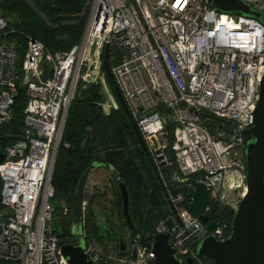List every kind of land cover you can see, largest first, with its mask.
Returning <instances> with one entry per match:
<instances>
[{
  "label": "built area",
  "instance_id": "obj_1",
  "mask_svg": "<svg viewBox=\"0 0 264 264\" xmlns=\"http://www.w3.org/2000/svg\"><path fill=\"white\" fill-rule=\"evenodd\" d=\"M240 1L264 17V0ZM15 33L0 14V128L19 86L27 98L19 138L0 150V261L67 264L54 227L52 172L71 103L80 87L105 80L108 48L118 53L109 71L150 161L159 174L169 172L171 213L153 234H168L182 263L201 264L196 247L209 233L187 208L190 191L197 183L206 188L205 215L211 202L235 213L247 192L244 132L259 101L264 25L219 12L207 0H91L83 35L67 51H50L31 36L21 43ZM170 124L174 168L165 143ZM183 187L187 196L171 193ZM57 208L59 219L70 214L65 202ZM168 218L174 223L170 230ZM218 225L212 235L223 240ZM148 244L137 241L123 254L115 248L102 255L85 243V253L94 264H147L154 259Z\"/></svg>",
  "mask_w": 264,
  "mask_h": 264
},
{
  "label": "trees",
  "instance_id": "obj_2",
  "mask_svg": "<svg viewBox=\"0 0 264 264\" xmlns=\"http://www.w3.org/2000/svg\"><path fill=\"white\" fill-rule=\"evenodd\" d=\"M90 2L91 0H0V14L8 21V30L17 32L14 36L21 43L25 36H31L50 51H67L78 44L83 35ZM11 17L16 23L10 22ZM112 56L117 57L118 53L109 51L107 57L109 68L118 62L117 60L112 62ZM103 70L106 71L104 67ZM106 80L116 96L107 72ZM18 88V95L11 109L12 117L0 128V150L16 141L20 135L27 98L25 89L20 86ZM116 99L119 108L105 114L99 105L102 100L100 89L90 86L87 90L80 91L71 103L52 172L53 203L59 219L57 208L59 203L65 202L70 207L78 181L85 172L89 173L91 168L94 169L93 165L96 163L103 164L106 169L112 167L117 172L120 182L127 187L130 217L140 236L147 237L155 232L158 222L168 215L166 201L168 188L163 185L158 171L144 151L133 121L123 109L118 97ZM172 131L173 125L170 124L167 126V151L173 160L170 151ZM246 138L249 139L248 136ZM196 179L197 175L191 176L189 183L195 184ZM113 181L114 207L118 218L126 225L121 212L117 181L114 178ZM180 191H185L187 196L186 188L173 190L171 193L175 195ZM207 216L210 221L223 227L226 237L229 235L234 216L232 210L211 202ZM67 218H70V214ZM87 220L86 239L89 240L95 236L97 227L90 223L91 219ZM58 224L57 220L54 227L61 246L66 243L64 239L71 236L70 232H60ZM133 236L131 232L130 237ZM0 264L14 263L0 261Z\"/></svg>",
  "mask_w": 264,
  "mask_h": 264
},
{
  "label": "water",
  "instance_id": "obj_3",
  "mask_svg": "<svg viewBox=\"0 0 264 264\" xmlns=\"http://www.w3.org/2000/svg\"><path fill=\"white\" fill-rule=\"evenodd\" d=\"M209 6L219 12L235 13L254 18L264 25V17L246 6L240 0H207ZM108 48L103 55V66L108 73L114 91L127 112L122 97L114 83L107 64ZM250 128L244 134L249 137L245 148V183L247 192L241 199L230 224L229 235L218 240L212 234L219 225L208 219L204 214L209 204V194L201 183H197L190 191L191 201L187 208L189 212L198 217L206 226L209 235L203 238L196 247V255L212 264H264V73L259 86V101L250 121ZM141 145L147 153L146 145L142 142L138 130L133 123ZM3 155L0 153V163ZM95 168H104L103 164H94ZM111 176L117 181V188L121 197V212L128 229L139 245L149 246L151 242L154 259L147 264H194L191 259L182 263L175 256V251L168 242V234H150L140 236L129 214V196L127 187L117 172L108 168ZM88 172L79 179L70 202L71 231L70 242L60 246V252L67 264H94L89 255L85 253V240L83 236L82 202L83 190ZM172 218L165 221L168 230L173 227ZM119 249L123 254L124 244L119 241ZM132 249V259H135V250Z\"/></svg>",
  "mask_w": 264,
  "mask_h": 264
},
{
  "label": "rangeland",
  "instance_id": "obj_4",
  "mask_svg": "<svg viewBox=\"0 0 264 264\" xmlns=\"http://www.w3.org/2000/svg\"><path fill=\"white\" fill-rule=\"evenodd\" d=\"M10 22L16 23V20L11 17ZM90 86H95L100 89V93L102 95V100L99 103L101 106V109L103 113H106L107 110L111 111L114 108L118 109L119 104L117 102V95L115 96L111 88L109 87L107 80H105L97 85H86L85 87H80L77 91V95L80 91H85ZM76 95V96H77ZM119 100V99H118ZM114 107L110 110V108L106 107ZM105 109V110H104ZM12 117V111L9 120ZM8 120V121H9ZM167 147H168V139L165 141ZM173 143V141H172ZM172 145V144H171ZM171 151V147H170ZM172 153V152H171ZM169 160L170 165L172 168L175 167L174 162V154L173 160L171 158L170 153ZM97 164V163H96ZM159 173V172H158ZM159 177L165 185L166 188H171L170 180H169V172L167 169L160 170ZM190 179V177H189ZM114 181L113 177L111 176L110 172L106 168H91L89 170L88 176L86 178L84 192H83V200H84V206H83V231L85 234V243H88L92 245L97 253H101L102 255L114 252L115 248L119 249V241L127 242L129 243L131 231L128 229L126 225H124L123 221H120V219L117 216L115 207H114ZM185 188V187H183ZM180 190L182 188H179ZM178 190V189H175ZM178 193H185L178 192ZM177 193V194H178ZM176 195V194H175ZM229 198L234 200L235 195L230 194ZM168 206V205H167ZM170 208L168 206V214H170ZM89 220L90 223L94 224L97 232L94 237L90 238L89 240L86 239V227L85 222ZM58 229L60 232H70L71 231V219L70 218H61L58 219ZM159 223V222H158ZM158 225V224H157ZM106 236H109L106 238ZM102 237V238H101ZM71 237L64 239V241L70 242ZM60 241V239H59ZM115 253V252H114ZM201 264H210L209 262H202Z\"/></svg>",
  "mask_w": 264,
  "mask_h": 264
},
{
  "label": "flooded vegetation",
  "instance_id": "obj_5",
  "mask_svg": "<svg viewBox=\"0 0 264 264\" xmlns=\"http://www.w3.org/2000/svg\"><path fill=\"white\" fill-rule=\"evenodd\" d=\"M130 241H129V243H127V242H123V244H124V250L123 251H125V250H127V248L131 245V244H135L137 241H138V238H135L134 236L131 238L130 237ZM121 241V240H120ZM120 250V249H119Z\"/></svg>",
  "mask_w": 264,
  "mask_h": 264
},
{
  "label": "bare ground",
  "instance_id": "obj_6",
  "mask_svg": "<svg viewBox=\"0 0 264 264\" xmlns=\"http://www.w3.org/2000/svg\"><path fill=\"white\" fill-rule=\"evenodd\" d=\"M106 108H109L108 106Z\"/></svg>",
  "mask_w": 264,
  "mask_h": 264
}]
</instances>
